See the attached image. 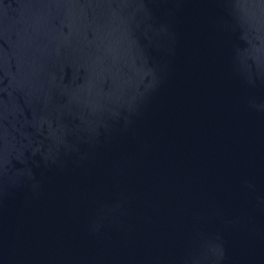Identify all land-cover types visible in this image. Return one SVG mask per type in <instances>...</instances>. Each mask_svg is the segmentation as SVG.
Returning <instances> with one entry per match:
<instances>
[{
	"label": "water",
	"instance_id": "95a60500",
	"mask_svg": "<svg viewBox=\"0 0 264 264\" xmlns=\"http://www.w3.org/2000/svg\"><path fill=\"white\" fill-rule=\"evenodd\" d=\"M0 264H264V0H0Z\"/></svg>",
	"mask_w": 264,
	"mask_h": 264
}]
</instances>
